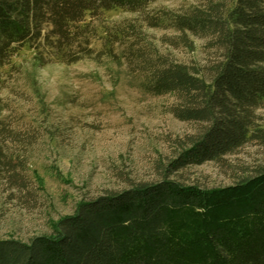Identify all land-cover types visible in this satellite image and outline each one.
Masks as SVG:
<instances>
[{"label":"trees","instance_id":"obj_1","mask_svg":"<svg viewBox=\"0 0 264 264\" xmlns=\"http://www.w3.org/2000/svg\"><path fill=\"white\" fill-rule=\"evenodd\" d=\"M156 1L0 0V70L27 45L67 64L106 54L133 67L145 91L173 94L175 117L204 125L186 143L183 162L264 141L257 113L264 108V0H205L149 13ZM115 8L142 13L143 22L108 23L103 13ZM143 24L172 27L185 44L191 36L206 40L207 60L161 53ZM26 164L0 143V178L26 181ZM0 264H264V166L226 186L164 177L82 200L49 234L0 238Z\"/></svg>","mask_w":264,"mask_h":264},{"label":"rangeland","instance_id":"obj_2","mask_svg":"<svg viewBox=\"0 0 264 264\" xmlns=\"http://www.w3.org/2000/svg\"><path fill=\"white\" fill-rule=\"evenodd\" d=\"M204 1L158 0L147 11L176 12ZM103 15L108 23L143 22L142 13L121 8ZM143 30L147 41L179 61L208 58L204 39L191 36L185 44L172 27L143 24ZM94 43L103 46L100 37ZM96 54L67 64L27 45L1 68L0 143L27 164L26 181L9 180L8 173L0 178V238L49 234L82 200L136 183L166 177L220 187L264 166V141L258 139L218 159L183 162L186 143L204 125L175 117L174 95L145 91L124 59ZM257 113L264 123V108Z\"/></svg>","mask_w":264,"mask_h":264}]
</instances>
